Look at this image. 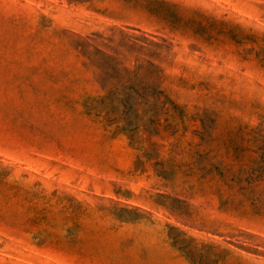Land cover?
Here are the masks:
<instances>
[{
  "label": "rangeland",
  "instance_id": "1",
  "mask_svg": "<svg viewBox=\"0 0 264 264\" xmlns=\"http://www.w3.org/2000/svg\"><path fill=\"white\" fill-rule=\"evenodd\" d=\"M0 264H264V0H0Z\"/></svg>",
  "mask_w": 264,
  "mask_h": 264
}]
</instances>
